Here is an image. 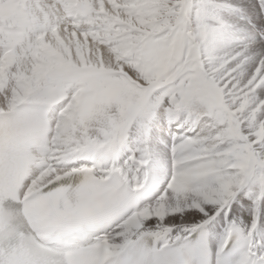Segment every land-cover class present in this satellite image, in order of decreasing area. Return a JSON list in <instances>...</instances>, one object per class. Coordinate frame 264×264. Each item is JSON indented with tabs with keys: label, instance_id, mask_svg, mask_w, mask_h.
I'll use <instances>...</instances> for the list:
<instances>
[{
	"label": "snow or ice",
	"instance_id": "6c2138e0",
	"mask_svg": "<svg viewBox=\"0 0 264 264\" xmlns=\"http://www.w3.org/2000/svg\"><path fill=\"white\" fill-rule=\"evenodd\" d=\"M0 264H264V0H0Z\"/></svg>",
	"mask_w": 264,
	"mask_h": 264
}]
</instances>
